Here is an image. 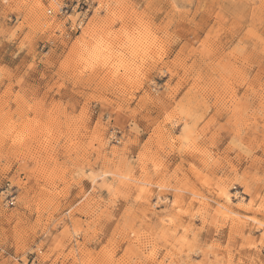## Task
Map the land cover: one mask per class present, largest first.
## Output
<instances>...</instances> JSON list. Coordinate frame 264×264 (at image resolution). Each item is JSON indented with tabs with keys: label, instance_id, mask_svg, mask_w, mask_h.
<instances>
[{
	"label": "rangeland",
	"instance_id": "rangeland-1",
	"mask_svg": "<svg viewBox=\"0 0 264 264\" xmlns=\"http://www.w3.org/2000/svg\"><path fill=\"white\" fill-rule=\"evenodd\" d=\"M0 264H264V0H0Z\"/></svg>",
	"mask_w": 264,
	"mask_h": 264
},
{
	"label": "built area",
	"instance_id": "built-area-1",
	"mask_svg": "<svg viewBox=\"0 0 264 264\" xmlns=\"http://www.w3.org/2000/svg\"><path fill=\"white\" fill-rule=\"evenodd\" d=\"M86 2H88V0H86ZM64 11L65 14L68 13V6L64 5V9H62V12ZM82 23L80 22L78 24V28H81ZM3 192H1V194H5L4 195V199H5V203L7 207H15L16 203H17V193L15 190V187L11 186L9 183L6 185V187L2 190Z\"/></svg>",
	"mask_w": 264,
	"mask_h": 264
}]
</instances>
